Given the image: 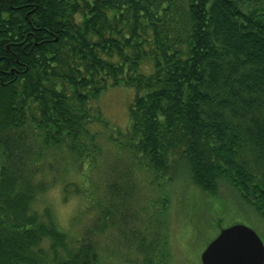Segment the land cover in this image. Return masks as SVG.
Returning a JSON list of instances; mask_svg holds the SVG:
<instances>
[{"label":"trees","instance_id":"trees-1","mask_svg":"<svg viewBox=\"0 0 264 264\" xmlns=\"http://www.w3.org/2000/svg\"><path fill=\"white\" fill-rule=\"evenodd\" d=\"M120 86L135 96L111 141L132 167L227 189L264 221V0H0V264H101L92 241L65 248L49 209L32 208L34 176L49 150L85 163L93 122L116 132L92 105ZM106 187L104 231L134 197ZM135 247L155 264L152 244Z\"/></svg>","mask_w":264,"mask_h":264},{"label":"rangeland","instance_id":"rangeland-1","mask_svg":"<svg viewBox=\"0 0 264 264\" xmlns=\"http://www.w3.org/2000/svg\"><path fill=\"white\" fill-rule=\"evenodd\" d=\"M132 90L135 93L125 86L111 88L92 105V119L100 117L116 132L93 122L90 132L94 139L85 163L77 167L74 155L49 150L36 170L34 181L42 192L32 208L41 215L49 209V219L66 236L65 248L75 249L87 239L97 246L101 264H141L144 257L135 246L145 241V246L154 247L155 264H202L203 251L232 226L251 228L264 243V221L239 195L224 189L212 196L181 181L160 184L154 175L132 167L128 153L118 152L111 140H118L117 131H125L129 125ZM83 142L88 148L90 139ZM95 149L99 154L93 156ZM127 182L134 189L133 202L120 209L122 224L104 231L102 212L110 206L106 185H115L118 193L130 185ZM111 209L115 211L116 204ZM131 235L134 247L127 243L126 237ZM44 241L43 251L53 255L49 240Z\"/></svg>","mask_w":264,"mask_h":264},{"label":"water","instance_id":"water-1","mask_svg":"<svg viewBox=\"0 0 264 264\" xmlns=\"http://www.w3.org/2000/svg\"><path fill=\"white\" fill-rule=\"evenodd\" d=\"M202 264H264V243L249 227L224 229L201 254Z\"/></svg>","mask_w":264,"mask_h":264}]
</instances>
